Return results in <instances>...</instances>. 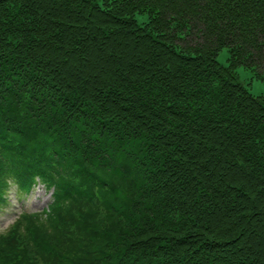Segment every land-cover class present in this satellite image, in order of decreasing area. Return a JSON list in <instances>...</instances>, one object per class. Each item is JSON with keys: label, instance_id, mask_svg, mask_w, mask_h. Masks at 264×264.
Returning <instances> with one entry per match:
<instances>
[{"label": "trees", "instance_id": "trees-1", "mask_svg": "<svg viewBox=\"0 0 264 264\" xmlns=\"http://www.w3.org/2000/svg\"><path fill=\"white\" fill-rule=\"evenodd\" d=\"M240 68L264 83V0H0V208L55 189L0 264H264Z\"/></svg>", "mask_w": 264, "mask_h": 264}, {"label": "rangeland", "instance_id": "rangeland-1", "mask_svg": "<svg viewBox=\"0 0 264 264\" xmlns=\"http://www.w3.org/2000/svg\"><path fill=\"white\" fill-rule=\"evenodd\" d=\"M102 0H100L101 2ZM138 21L144 24L148 17L139 16ZM228 52L224 50L219 55V61L227 65ZM242 83L249 87L252 93L264 95V83L256 79L250 71L244 68L238 69ZM55 189L47 187L43 182H37L28 191H18L16 184L11 186L7 196V203L0 208V237L6 235L23 213H45L52 210L55 198Z\"/></svg>", "mask_w": 264, "mask_h": 264}]
</instances>
